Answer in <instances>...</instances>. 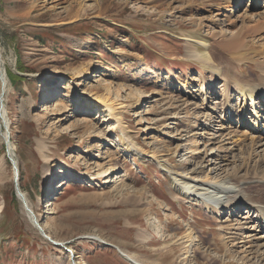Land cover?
Wrapping results in <instances>:
<instances>
[{
	"label": "rangeland",
	"instance_id": "1",
	"mask_svg": "<svg viewBox=\"0 0 264 264\" xmlns=\"http://www.w3.org/2000/svg\"><path fill=\"white\" fill-rule=\"evenodd\" d=\"M243 2L264 11V0ZM235 6L233 0H0L9 83L3 106L18 162L16 174L0 116V264H72L66 247L75 264H130L125 253L145 264H264L248 252L259 248L261 235L227 257L207 248L217 240L230 249L229 227L249 236L241 225L246 206L232 217L207 214L178 193L174 179L197 169L195 177H205L203 157L217 168L212 155L226 138L224 176L251 170L258 185L249 190L264 196V145L255 146L253 132L245 139L243 118L238 123L239 113L224 110L223 82L212 74L215 65L249 82L263 75V22L225 23ZM239 27V41L228 42ZM194 47L211 63L188 58ZM239 104L232 102L240 111ZM16 178L46 235L64 249L27 220ZM190 234L198 237L191 261ZM258 250L264 259V248Z\"/></svg>",
	"mask_w": 264,
	"mask_h": 264
},
{
	"label": "bare ground",
	"instance_id": "2",
	"mask_svg": "<svg viewBox=\"0 0 264 264\" xmlns=\"http://www.w3.org/2000/svg\"><path fill=\"white\" fill-rule=\"evenodd\" d=\"M233 3L236 5L235 6L236 9L230 8L229 10L226 11V14L224 15L225 19L223 20L225 23L230 22L231 20L232 22L229 25H233L235 22H238V21H242V23L247 24L248 22L257 21L256 18H258L257 22H260V25H261V22H263L262 28L264 29V11L261 10L259 5H257L256 3L249 4V3L243 2V0H233ZM243 7H245L244 10H243ZM238 10L240 13H238ZM250 11L254 13L251 14ZM236 13H238V15L235 18ZM238 29L239 30L234 31V34L232 35V37H230L231 40L229 39L228 42L239 41L242 35V29L240 27ZM203 46L207 47L205 43H203ZM187 53H188V58H191V59L194 58L195 60H199L204 63L206 62L207 64L211 63V57H209V59L205 58L204 55L199 52V49H196L195 47L192 50H189ZM212 70H213V73H212L213 77L219 78L223 82V87H224L223 90H225V99H224V104H223L224 110H226L228 113L229 111H232V113L234 114L239 113L238 123L241 121V118H243L244 123H241V124L245 125L243 127L246 128V129H243L245 130L244 132L245 139L248 138V132L250 133L253 132L254 136L257 135V137H252L251 138L252 142L255 143L256 147L257 146L258 148L262 147L264 145V144H261L264 140L263 139L264 123H260L257 120V117H262V121H264V115H262V113H264V72H263V75L261 76V79L257 80L254 83V82H249L247 80L241 79L242 77L240 79L237 78V76L233 77L234 74L232 75V71L227 67L220 68V67H216L215 65H213ZM236 73H239V71L236 70ZM8 84H9L8 74H7L5 63L3 60L2 47L0 43V86L2 87L0 89V96L2 100L8 90ZM211 86H214V79H211ZM229 91H232L235 94H237V98L233 96L232 94H230ZM236 99L240 103L239 104L240 111L236 109V106L232 105V102ZM204 104L206 103L203 102L202 105ZM108 108L110 109L111 112H115V115H114L115 118L119 117L120 113L117 109H115V106L113 103L108 104ZM252 114L254 115L251 116ZM0 116L4 119V129H5L4 130L5 132L4 144L6 147V154L9 156V158L13 162H15L16 166H18L16 148L13 145H11L12 143L11 132H10L11 123L7 117V110L4 106H1ZM222 117L223 118L221 120V123H223L224 125L229 121V119L227 118L226 113H225V116H222ZM248 119H250L249 124H248ZM201 124L205 125L204 122L199 123V125ZM250 124L252 126H250ZM7 129L8 131H6ZM235 137L238 138L240 137V135L235 132ZM223 140L224 141L221 145L222 149L224 146H227V145H224V143L226 142V138H224ZM43 147L45 148V146ZM221 147L218 148L216 152L212 155L213 157L216 156L217 157L216 160L217 161L219 160L220 162L219 163L220 165L217 168L212 167V165L214 164L213 163L210 164L209 162L210 160L208 161V159L211 156L209 158L203 157L202 159L203 163L205 162L207 164V166H205L203 170L205 169V171H207V169H209L208 170L209 173L203 171L202 174H206L205 177H198V176L195 177L198 173L197 172L198 169L192 172H182L180 174L175 173V178H174L176 181L175 187L177 188L178 193L183 195L190 203L199 202L202 205V207L207 210V214H211L213 216L216 215L217 217H220L223 215L225 216V215L230 214L232 217L233 214L235 215L237 213H240L238 211L242 210L244 206H246L247 214L245 215L244 218L241 217L243 218V221L245 220V222L244 223L239 222V223H242L241 225L245 226L246 234H248L249 236L246 237L245 234L241 232V228L235 229V228L229 227L225 229V231H227L226 234L228 238L223 237V239L224 238L230 239V237H232V240H231L232 242H230L232 243V246L230 249L226 244L218 243L217 240H214V245L208 244L207 248L213 249L211 247L214 246L215 248H218L219 251H222V250L226 251L225 256L227 257L233 253V250H232L233 248H238L237 246H239V244H243V247H244L246 244H251L252 241L256 240V237H259L261 235L262 236L261 238H257L260 240V243H261L259 248L256 245H252L250 246L251 249H249L248 252L255 254L254 259H257L258 262H260L261 260L264 261V259L262 258V253L260 252V250H258L260 248L261 249L264 248V196L261 195L260 197L259 196L256 197V195L252 194L249 190L251 189L250 188L251 186L253 187V186L258 185V181L254 180L255 179L254 176L256 173L253 174L252 173L253 171L246 170L243 167V169L235 168L234 172H229L228 170H226L227 175L224 176L225 171H223V168H227V165L229 163L230 155L228 153H230V150L225 155H222L224 153L222 152ZM217 161H215V164H218L216 163ZM217 171H223V173H221V176L218 177L217 180H215L214 178H211L210 176L212 175L213 172H217ZM15 173L18 174V171H16ZM105 173L103 172L99 174L102 177H104ZM114 173L115 171L112 174ZM60 177L65 178L67 176L61 174ZM17 179L18 178H16V180ZM21 193L23 194V196L19 197V200L21 201V203H23V208L25 209V213L27 215L26 218L29 222H31L34 225L38 233L42 235V237L48 236V238H51L55 242V245L58 247L67 246V245H64L63 242H59L55 240L48 234L46 235L44 226L42 225V223H40V221L37 218L35 208H32V206L30 205L29 199L26 196V194L23 193L22 191ZM40 203H42L41 200L37 202V206ZM37 223L40 224L42 229L38 226ZM157 232L159 234L157 236V239H160V236H162L161 240H163L164 237H166V234L164 233V229L162 227H160ZM190 235H191V241L189 245V251L185 255H187L186 260L188 259L191 261L192 257L194 256V252H195L194 246L197 243L198 237L196 238L193 234H190ZM92 238L98 239V237H94V236ZM250 239H251V242H249ZM225 243L229 244V242H225ZM253 250L255 251L253 252ZM123 255L126 257L127 261H129L131 264H145L144 262L138 260L134 255L130 253L128 254L125 253ZM245 259L242 258L241 261L244 262ZM208 262L210 264H217L216 262H212V261H208ZM231 262H236V260L232 259ZM209 263H206V264H209Z\"/></svg>",
	"mask_w": 264,
	"mask_h": 264
},
{
	"label": "water",
	"instance_id": "3",
	"mask_svg": "<svg viewBox=\"0 0 264 264\" xmlns=\"http://www.w3.org/2000/svg\"><path fill=\"white\" fill-rule=\"evenodd\" d=\"M0 102H1V105H0V111H1V106H3L4 104V101L2 99H0ZM8 131V129L6 130ZM8 159L10 162H12V165L14 166V170L15 172L18 171V166H16L15 162H13L9 156L7 155ZM15 193L17 195V198L19 199V197L23 196V194L21 193V190H20V187H19V184H18V180H15ZM38 226L42 229V227L40 226L39 223H37ZM45 238L49 239L54 245H55V242H53V240L51 238H48L47 236H44ZM58 247V246H57ZM71 262L72 264H75V255L74 253L71 254Z\"/></svg>",
	"mask_w": 264,
	"mask_h": 264
},
{
	"label": "trees",
	"instance_id": "4",
	"mask_svg": "<svg viewBox=\"0 0 264 264\" xmlns=\"http://www.w3.org/2000/svg\"><path fill=\"white\" fill-rule=\"evenodd\" d=\"M11 80V79H10ZM12 82V81H11ZM13 83V82H12Z\"/></svg>",
	"mask_w": 264,
	"mask_h": 264
},
{
	"label": "crops",
	"instance_id": "5",
	"mask_svg": "<svg viewBox=\"0 0 264 264\" xmlns=\"http://www.w3.org/2000/svg\"><path fill=\"white\" fill-rule=\"evenodd\" d=\"M129 263V262H128ZM131 264V263H130Z\"/></svg>",
	"mask_w": 264,
	"mask_h": 264
}]
</instances>
